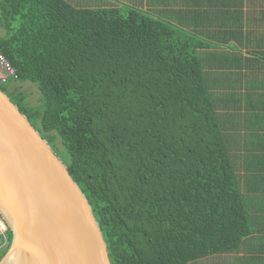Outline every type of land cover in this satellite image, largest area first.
Listing matches in <instances>:
<instances>
[{
  "label": "trees",
  "instance_id": "obj_1",
  "mask_svg": "<svg viewBox=\"0 0 264 264\" xmlns=\"http://www.w3.org/2000/svg\"><path fill=\"white\" fill-rule=\"evenodd\" d=\"M159 12L153 0H0V55L13 70L0 89L57 156L56 141L63 147L111 264H196L234 251L250 233L245 205L264 187V153L238 151L242 103L226 70L241 61L217 57L197 29L206 17ZM254 54L264 70V52ZM11 82L34 84L39 105ZM249 102L247 122L264 130Z\"/></svg>",
  "mask_w": 264,
  "mask_h": 264
},
{
  "label": "water",
  "instance_id": "obj_2",
  "mask_svg": "<svg viewBox=\"0 0 264 264\" xmlns=\"http://www.w3.org/2000/svg\"><path fill=\"white\" fill-rule=\"evenodd\" d=\"M0 264H111L91 206L67 166L0 89Z\"/></svg>",
  "mask_w": 264,
  "mask_h": 264
},
{
  "label": "crops",
  "instance_id": "obj_3",
  "mask_svg": "<svg viewBox=\"0 0 264 264\" xmlns=\"http://www.w3.org/2000/svg\"><path fill=\"white\" fill-rule=\"evenodd\" d=\"M153 5L157 12L160 11L159 13L163 15V10L168 9L171 16L169 19L173 21L180 22L187 17V23L191 24L193 23L191 16L194 14L200 21L206 17L204 24L197 29L202 28L209 36L210 42L216 47L213 50L217 57L227 59L226 55L232 54L236 56L237 61H241V67L234 63L230 74L226 70L227 85L235 88L242 103L241 121L237 124L238 135L241 137L238 151L242 157L249 155L252 159L253 150L263 154L264 141L261 143L260 140H264V130L259 126L252 129L247 122L245 103L246 99H250V110L254 108L257 113L264 114V84L260 81L264 70H257L254 54L264 52V0H153ZM227 31L239 36L235 41H229L225 35ZM246 59L248 69L245 67ZM205 63L214 72L218 70L217 67H212L213 61ZM252 96L254 98L251 101ZM245 208L250 233L241 241L239 247L232 252L202 258L196 264H264V187L256 192L251 203H246Z\"/></svg>",
  "mask_w": 264,
  "mask_h": 264
},
{
  "label": "rangeland",
  "instance_id": "obj_4",
  "mask_svg": "<svg viewBox=\"0 0 264 264\" xmlns=\"http://www.w3.org/2000/svg\"><path fill=\"white\" fill-rule=\"evenodd\" d=\"M67 1L77 8H95V7H108V6L115 7V6H118L120 2V0H67ZM127 1L122 0L123 3H126ZM3 34L4 32L0 30V36H2ZM3 75H5L4 71L0 69V76H3ZM8 86H9L8 87L9 91L15 90L16 92L24 93L27 97L26 101L30 106L39 105V92L36 89L34 84H31L28 82H25V83L11 82ZM54 148L57 151L59 156H64L65 154L64 149L63 147L60 146L58 141H56ZM7 231H8V228H7ZM6 243L8 244V241ZM3 244H5V242ZM7 247L8 245H6L5 247H1L0 254L5 255V253L8 250Z\"/></svg>",
  "mask_w": 264,
  "mask_h": 264
},
{
  "label": "built area",
  "instance_id": "obj_5",
  "mask_svg": "<svg viewBox=\"0 0 264 264\" xmlns=\"http://www.w3.org/2000/svg\"><path fill=\"white\" fill-rule=\"evenodd\" d=\"M0 69L4 71L3 76H0V84L5 83L10 76L13 75V70L8 65L7 61L0 55ZM5 242V244H3ZM7 225L0 216V248L8 245L7 243Z\"/></svg>",
  "mask_w": 264,
  "mask_h": 264
}]
</instances>
